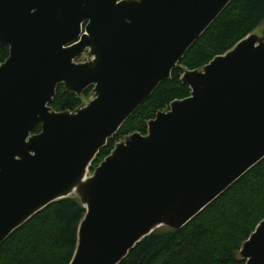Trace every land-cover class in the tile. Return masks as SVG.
I'll return each instance as SVG.
<instances>
[{"label": "water", "instance_id": "obj_1", "mask_svg": "<svg viewBox=\"0 0 264 264\" xmlns=\"http://www.w3.org/2000/svg\"><path fill=\"white\" fill-rule=\"evenodd\" d=\"M232 0H0V245L57 200L85 215L69 264H119L180 229L264 158V37L253 32L181 81L173 100L88 168ZM85 51L90 58L77 63ZM94 98L50 104L57 85ZM40 124L39 133L32 134ZM264 264V219L242 244Z\"/></svg>", "mask_w": 264, "mask_h": 264}, {"label": "trees", "instance_id": "obj_2", "mask_svg": "<svg viewBox=\"0 0 264 264\" xmlns=\"http://www.w3.org/2000/svg\"><path fill=\"white\" fill-rule=\"evenodd\" d=\"M264 21V0H232L209 28L187 50L169 79L153 93L108 139L92 160L93 171L115 144L133 133L146 134L147 122L170 103L190 95L181 81L186 70L201 69L252 33ZM0 45V64L8 57ZM57 85L50 106L55 111H75L82 97ZM41 125L32 129L39 133ZM79 198L52 202L16 229L0 245V264H69L77 245L78 227L85 215ZM264 219V158L180 229L161 227L140 240L119 264H245L242 244Z\"/></svg>", "mask_w": 264, "mask_h": 264}, {"label": "rangeland", "instance_id": "obj_3", "mask_svg": "<svg viewBox=\"0 0 264 264\" xmlns=\"http://www.w3.org/2000/svg\"><path fill=\"white\" fill-rule=\"evenodd\" d=\"M253 33L256 34L260 38H263L264 37V21L253 31ZM89 59L90 58L87 55V51H85L80 57H78V58L75 59V62L82 63V62L88 61ZM93 98H94L93 92H92V95H90L89 97H86V98L85 97H82L83 104L86 105ZM123 140H124V138L121 141H123ZM93 171H90L88 169L87 174H86V177L92 175Z\"/></svg>", "mask_w": 264, "mask_h": 264}]
</instances>
